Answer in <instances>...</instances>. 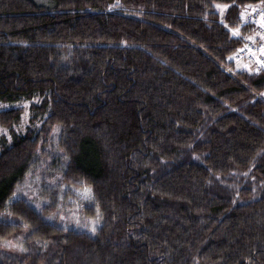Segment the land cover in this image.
Masks as SVG:
<instances>
[{"label":"trees","instance_id":"1","mask_svg":"<svg viewBox=\"0 0 264 264\" xmlns=\"http://www.w3.org/2000/svg\"><path fill=\"white\" fill-rule=\"evenodd\" d=\"M262 2L0 0V264H264ZM70 186L92 234L46 217Z\"/></svg>","mask_w":264,"mask_h":264},{"label":"rangeland","instance_id":"2","mask_svg":"<svg viewBox=\"0 0 264 264\" xmlns=\"http://www.w3.org/2000/svg\"><path fill=\"white\" fill-rule=\"evenodd\" d=\"M234 70L251 72V67L247 63L242 62L235 66ZM13 108L23 109L20 123L15 127V131L18 133H24L26 131L27 125H29L28 103L0 104V111ZM3 135L9 144L11 139L8 131L0 127V138ZM68 189L70 193L62 196L63 198L60 206L57 208V211L47 215L46 217H48L49 220L51 219V222H56L64 228L77 231H86L92 234L99 226L100 218L98 214L94 216H87L81 209V202L91 198V189L89 187L78 188L72 186L68 187ZM35 190L33 193L36 192ZM34 207L37 206L34 205ZM8 247H10V245Z\"/></svg>","mask_w":264,"mask_h":264},{"label":"built area","instance_id":"3","mask_svg":"<svg viewBox=\"0 0 264 264\" xmlns=\"http://www.w3.org/2000/svg\"><path fill=\"white\" fill-rule=\"evenodd\" d=\"M240 26L250 29V35L244 40L233 54V65L242 62L247 63L255 72L264 71V2L255 7L244 8ZM233 29L232 32H237ZM229 70V68H226ZM256 96L264 100V90L256 93Z\"/></svg>","mask_w":264,"mask_h":264}]
</instances>
